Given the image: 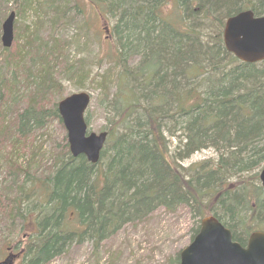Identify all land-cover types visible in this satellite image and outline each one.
<instances>
[{
  "label": "trees",
  "instance_id": "trees-1",
  "mask_svg": "<svg viewBox=\"0 0 264 264\" xmlns=\"http://www.w3.org/2000/svg\"><path fill=\"white\" fill-rule=\"evenodd\" d=\"M87 1L102 18L114 22L110 32L117 48L108 61L119 73L107 104L115 121L105 130L107 140L96 165L83 156L72 158L66 143L65 157L54 160L38 184L28 181L25 172L16 187L20 201L13 203L14 216L33 225L21 264H50L68 247L86 240L97 247L159 209L173 213L183 208L192 215L190 242L200 220L211 216L231 232L233 242L245 247L254 230L244 223L264 221V190L257 171L264 165V62L240 63L216 46L217 41L203 44L189 32L184 36L169 29L161 18L162 0ZM198 1V12L222 17L235 14L242 5L239 0ZM23 2L21 9L27 6ZM263 4L251 11L263 14ZM51 12L49 22L69 19L65 14L59 17L54 8ZM33 33L29 37L24 30L20 35L22 58L37 47L45 59L37 58L39 80L32 81V96L16 116L14 138L5 132L8 157L18 150V140L32 131L43 130L52 120L61 123L56 105L49 107L47 102L48 91L58 84L50 67L52 47L57 46L49 38L52 34L38 40ZM135 57L133 66L128 62ZM9 62L7 58L5 64ZM63 68L69 81L75 67ZM188 82L191 87L182 88ZM4 90L8 94L7 86ZM204 150L213 151V162L179 165ZM8 162L14 165L10 157ZM234 179L240 182L232 190ZM178 262L177 255L169 264Z\"/></svg>",
  "mask_w": 264,
  "mask_h": 264
},
{
  "label": "rangeland",
  "instance_id": "rangeland-1",
  "mask_svg": "<svg viewBox=\"0 0 264 264\" xmlns=\"http://www.w3.org/2000/svg\"><path fill=\"white\" fill-rule=\"evenodd\" d=\"M21 1L0 0V36L2 23L11 12L15 13L13 22V39L15 37V40L6 52H3L0 42V95L2 94L0 96V262H3L7 253L12 252L13 255L19 256L15 264H21L22 252L33 227L31 222L20 221L13 214V203L20 201L21 198L17 194L16 187L21 184L25 172L28 173L26 175L29 178L28 181L38 184V181L47 175V169H50L54 160L65 157L67 143L62 123L52 120L43 130H34L30 137L18 140L20 143L18 150L9 156L14 165L8 162L10 148L8 135L5 132L9 130V136L14 138L16 116L32 96V81L38 83L39 80L41 65L37 58H44L43 51H39L37 47L33 48L35 51L25 53L22 58L24 53L19 49V46L23 45L20 35L24 30L29 37L36 32L38 40H42L43 37H48L47 34H52L49 38L57 47H52L54 55L52 54L50 67L53 68L54 73L52 79L58 84L52 91H48V106L57 105L61 99L71 94L87 93L91 97L90 105L85 113L89 132L95 134L106 132L105 130L115 121L111 119L107 102L115 93V79L119 73V68L108 61L109 56L114 55L117 48L114 34L110 32L114 22L108 17L102 18L93 2L25 0L27 6L21 9ZM162 1L164 3L160 9L162 21L180 19L182 26L187 23L186 28L189 29L186 30L187 33L194 32L203 44L213 41L219 44L218 34L220 35L227 16L215 14L214 16H219L216 19L201 11L190 13V9L192 12L199 3L198 0H193L196 3L193 4L194 8L187 1ZM243 1L239 0L241 4ZM250 1H254L253 8L259 7L256 0ZM52 8L56 9L59 17L65 14L69 19L49 22L48 14L52 13ZM179 15L180 18H176ZM53 21L54 24H52ZM7 58L10 61L9 65L5 64ZM128 63L136 66L137 58H131ZM63 64L65 67L73 65L75 67L69 81L63 76L65 69ZM1 81L7 82L3 85ZM191 85V82L183 83L182 88L191 87ZM4 86L9 88V95L5 93ZM10 94H12L11 97ZM171 145L175 146V142H171ZM23 150H27L29 154ZM215 158L213 151L204 150L193 154L179 165L183 168L195 167L204 161L213 162ZM27 162L30 163L29 166L23 165ZM18 167L23 171L17 172ZM262 168H264L263 164L257 171L260 172ZM255 172L249 175L243 174L242 178L251 177ZM239 182L238 179L231 180L230 188L236 189ZM30 185L31 183H28L27 186ZM249 221L244 223L248 230L249 228L250 231L264 229L259 227L264 225V221H255L256 224L254 221L252 223ZM239 226L241 225H238V228ZM194 227L195 220L186 209L181 208L173 213L159 209L143 222L125 226L115 236L99 243L97 247L89 240L80 245H71L64 254L50 264H169L183 248L188 246Z\"/></svg>",
  "mask_w": 264,
  "mask_h": 264
},
{
  "label": "water",
  "instance_id": "water-1",
  "mask_svg": "<svg viewBox=\"0 0 264 264\" xmlns=\"http://www.w3.org/2000/svg\"><path fill=\"white\" fill-rule=\"evenodd\" d=\"M11 12L1 25L0 42L4 49L13 42ZM224 49L237 61L256 64L264 61V17L253 18L251 12H243L228 18L223 30ZM91 97L87 93H74L61 99L56 111L66 132L68 152L72 158L83 156L91 165L99 161L107 140V133L88 131L85 113ZM264 189V169L258 174ZM178 264H264V233L253 232L245 247L232 241L231 233L213 217L202 218L193 240L178 255ZM8 257L1 264H10Z\"/></svg>",
  "mask_w": 264,
  "mask_h": 264
},
{
  "label": "flooded vegetation",
  "instance_id": "flooded-vegetation-1",
  "mask_svg": "<svg viewBox=\"0 0 264 264\" xmlns=\"http://www.w3.org/2000/svg\"><path fill=\"white\" fill-rule=\"evenodd\" d=\"M182 1H184V2H188L192 7H193V4H196L195 2H193V0H182ZM262 1H264V0H256V2H258L259 3V7H261V3H262ZM252 2H254V1H252ZM250 0H244L243 1V3H242V5H241V8H240V10L238 11V12H236L235 14H233V15H230V16H227V18L225 19V22H226V20L228 19V18H231V17H234V16H236V15H238L239 13H243V12H251L252 13V15H253V18H260V17H264V13L263 14H256L255 12H252L251 11V7H252V5H253V3H252ZM264 5V4H263ZM254 6V5H253ZM190 8V7H189ZM194 8V7H193ZM195 11H198V8H197V6H195V8L194 9H192V12H191V9H190V13H193L194 14V12ZM176 18H180V15L178 16V17H176ZM184 21V20H183ZM164 22V24H166V26H168L169 27V29L170 28H172L173 30H175V31H177L180 35H184V36H186L187 35V31L186 30H189V29H187L186 28V25H187V23H186V21H184L185 23H186V25H183L182 26V23L180 22V19L178 20V21H163ZM190 22V21H189ZM225 22L223 23V26H222V29H221V33H220V35L218 34V37H219V44H218V47H223V49H224V47H225V45H224V42H223V30H224V26H225ZM191 24V23H190ZM189 24V25H190ZM188 26V25H187ZM196 32V31H195ZM190 34H191V36H194V37H196V35L194 34V32H189ZM224 51H225V49H224ZM226 52V51H225ZM230 55V54H229ZM8 252H9V250H8ZM8 257H10L11 258V262H10V264H15V262L17 261V259H18V255H13V253L12 252H10V253H7V255H6V257L4 258V260H3V262L5 261V259L6 258H8ZM3 262H0V264L1 263H3Z\"/></svg>",
  "mask_w": 264,
  "mask_h": 264
}]
</instances>
